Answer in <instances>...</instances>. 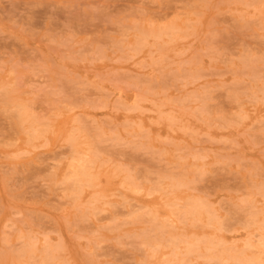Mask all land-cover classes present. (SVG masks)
Masks as SVG:
<instances>
[{
	"label": "rangeland",
	"instance_id": "obj_1",
	"mask_svg": "<svg viewBox=\"0 0 264 264\" xmlns=\"http://www.w3.org/2000/svg\"><path fill=\"white\" fill-rule=\"evenodd\" d=\"M263 3L0 0V264H264Z\"/></svg>",
	"mask_w": 264,
	"mask_h": 264
},
{
	"label": "bare ground",
	"instance_id": "obj_2",
	"mask_svg": "<svg viewBox=\"0 0 264 264\" xmlns=\"http://www.w3.org/2000/svg\"><path fill=\"white\" fill-rule=\"evenodd\" d=\"M250 2H251V1H250ZM258 2H259V1H258ZM255 3H256V2H255ZM263 4H264V3H263ZM249 5H251V4L249 3ZM259 5H260V3H259ZM256 6H257V5H256ZM258 7H259V6H258ZM254 8H255V7H254ZM246 10H247V9H246ZM259 10H260V9H259ZM263 10H264V9H263ZM259 13H260V11H259ZM248 16H249V15H248ZM248 16H247V17H248ZM259 16H260V15H259ZM262 16H264V13L262 14ZM250 18H251V17H250ZM252 18H253V17H252ZM262 19H263V18H262ZM208 20H209V19H208ZM141 21H142V20H141ZM186 22H187V21H186ZM208 22H209V21H208ZM262 22H264V21H262ZM171 23H172V22H171ZM172 25H173V24H172ZM177 25H178V24H177ZM180 25H181V24H180ZM180 25H178V26H180ZM194 26H195V25H194ZM166 27H168V26H166ZM171 27H172V26H171ZM176 27H177V26H176ZM180 27H181V26H180ZM180 27H179V28H180ZM169 28H170V27H169ZM169 28H168V30H169ZM146 29H147V28H146ZM180 29H181V28H180ZM147 30H149V29H147ZM151 31H152V29H151ZM166 31H167V29H166ZM177 31H178V30H177ZM149 33H150V32H149ZM157 33L159 34V32H157ZM158 34H157V36H158ZM161 34H162V33H161ZM172 34H173V33H172ZM172 34H171V35H172ZM163 35H164V34H163ZM168 36H169V35H168ZM135 38H137V37H135ZM140 39H141V38H140ZM130 40H131V39H130ZM167 41H168V40H167ZM179 41H180V40H179ZM125 42H126V41H125ZM136 42H137V41H136ZM146 45H147V44H146ZM166 45H167V44H166ZM167 46H168V45H167ZM126 47H127V46H126ZM126 49H127V48H126ZM134 49H135V48H134ZM137 49H138V48H137ZM172 51H173V49H172ZM148 53H149V51H148ZM193 60H194V59H193ZM198 65H199V64H198ZM199 66H200V65H199ZM199 68H201V67H199ZM188 70H189V69H188ZM201 70H202V69H201ZM0 86H1V85H0ZM194 94H195V93H194ZM192 100H193V99H192ZM134 102H136V101H134ZM136 103H137V102H136ZM195 103H196V102H195ZM252 113H253V112H252ZM26 117H27V116H26ZM25 119H26V118H25ZM75 120H76V119H75ZM32 121H33V120H32ZM61 122H62V121H61ZM61 122H59V123H61ZM181 123H182V122H181ZM187 123H188V122H187ZM74 124H75V123H74ZM56 127H57V126H56ZM53 128H54V127H53ZM56 129H58V127H57ZM79 129H80V128H79ZM180 129H182V128H180ZM180 129H179V130H180ZM58 130H59V129H58ZM169 130H170V128H169ZM183 130H185V129H183ZM34 131H35V130H34ZM46 131H47V130H46ZM56 131H57V130H55V132H56ZM79 132H80V131H79ZM138 132H139V131H138ZM27 137H28V136H27ZM54 137H55V136H54ZM66 138L68 139V136H67ZM64 143H65V142H64ZM21 145H22V144H21ZM22 146H25V145H22ZM69 146H70V145H69ZM167 147H168V146H167ZM75 149H76V148H75ZM166 152H167V151H166ZM77 153H78V152H77ZM92 154H93V153H92ZM4 156H5V155H4ZM75 159H76V158H75ZM91 159H92V158H91ZM87 163H88V162H87ZM99 164H100V163H99ZM73 165H74V164H73ZM102 165H103V164H102ZM80 166H82V165H80ZM86 166H87V165H86ZM86 166H84V167H86ZM76 167H77V166H76ZM78 168H79V167H78ZM91 168H92V166H91ZM101 168H102V167H101ZM113 168H114V167H113ZM115 168H116V167H115ZM70 169H71V168H70ZM96 169H97V168H96ZM56 170H57V169H56ZM77 170H80V169H77ZM91 170H92V169H91ZM67 171H68V170H67ZM71 171H72V170H71ZM80 171L83 172L82 170H80ZM89 171H90V170H89ZM89 171H88V172H89ZM118 171H119V170H118ZM72 172H74V171H72ZM81 172H79V173H81ZM85 172H86V171H84L83 173L85 174ZM65 173H67V172H65ZM83 173H82V175H83ZM123 173H124V171H123ZM71 174H72V173H71ZM77 174H78V173H77ZM94 174H95V173H94ZM80 175H81V174H80ZM104 175H105V174H104ZM94 176H95V175H94ZM74 177H75V176H74ZM88 177H89V176H88ZM62 178H63V177H62ZM83 180H84V179H83ZM83 180H82V182H83ZM113 180H114V179H113ZM74 181H75V180H74ZM87 181H88V180H87ZM91 181H92V180H91ZM124 181H125V180H124ZM126 183H127V182H126ZM169 183H170V182H169ZM60 184H61V183H60ZM70 184H71V183H70ZM92 184H93V183H92ZM120 184H121V183H120ZM91 186H92V185H91ZM88 187H89V185H88ZM93 187H94V186H93ZM71 188H72V187H71ZM89 190H90V189H89ZM124 190H125V189H124ZM173 190H174V189H173ZM173 190H171V192H173ZM93 191H94V190H93ZM256 191H257V190H256ZM77 192H78V191H77ZM82 192H83V191H82ZM156 192H157V191H156ZM109 193H110V192H109ZM130 193H131V192H130ZM149 193H150V192H149ZM172 194H173V193H172ZM161 195H162V194H161ZM100 197H101V196H100ZM64 199H65V198H64ZM79 199H80V198H79ZM157 199H158V198H157ZM103 200H104V199H103ZM159 200L161 201V199H159ZM261 200H262V199H261ZM88 201H89V200H88ZM91 201H93V200H91ZM162 201H163V200H162ZM103 203H105V202H103ZM107 203H108V202H107ZM94 205H95V204H94ZM152 205H154V204H152ZM167 205H168V204H167ZM157 206H158V205H157ZM163 206H164V205H163ZM163 206H161V207H163ZM154 207H155V205H154ZM182 207H184V206H182ZM92 208H93V207H92ZM152 208H153V207L150 206V209H152ZM161 209H162V208H161ZM195 209H196V208H195ZM152 210H153V209H152ZM175 210H177V209H175ZM221 210H222V209H221ZM256 210H257V209H256ZM154 211H155V210H154ZM179 211H180V210H179ZM193 211H194V210H193ZM97 212H98V211H97ZM142 212H143V211H142ZM155 212H156V211H155ZM175 212H177V211H175ZM194 212H195V211H194ZM102 213H103V212H102ZM144 214H145V213H144ZM172 215H174V214H172ZM190 215H191V213H190ZM201 215H202V214H201ZM149 216H150V215H149ZM166 216H168V215H165L164 218H166ZM175 216H176V215H175ZM196 216L198 217V214L195 213V217H196ZM169 217L172 218V216H170V214H169ZM169 217H167L168 219L166 218L168 221H169ZM191 217H193V216L191 215L190 218H191ZM199 217H201V216H199ZM87 218H88V217H87ZM109 218H110V217H109ZM148 218H149V217H148ZM152 218H153V217H152ZM164 218H163V219H164ZM176 218H177V217H174L173 220H175ZM166 219H165V220H166ZM176 220H178V218H177ZM191 220H192V219H191ZM194 220H195V219H194ZM201 220H202V219H201ZM208 220H209V219H208ZM180 221H181V220H180ZM180 221H179V223H180ZM196 221H197V220H196ZM196 221H195V222H196ZM210 221H211V220H210ZM263 221H264V220H263ZM263 221H261V222H263ZM108 222H109V221H108ZM147 222H148V221H147ZM156 222H157V221H156ZM158 222H159V221H158ZM162 222H163V221H162ZM164 222H165V221H164ZM169 222H170V221H169ZM171 222H172V221H171ZM176 222H178V221H176ZM199 223H200V222H199ZM254 223H255V222H254ZM254 223H253V224H254ZM174 225H175V224H174ZM169 226H171V224H170ZM172 226H173V225H172ZM200 226H202V225L200 224ZM207 226H208V225H207ZM252 226H253V225H252ZM254 226H255V225H254ZM259 226H260V225H258L257 228H258ZM119 227H120V226H119ZM189 227H190V226H189ZM204 227H205V225H204ZM204 227H203V228H204ZM219 227H220V226H219ZM200 228H201V227H200ZM209 228H210V227H209ZM212 228H213V227H212ZM147 229H148V228H147ZM169 229H170V227H169ZM216 229H217V228H216ZM216 229H215V230H216ZM218 229H220V228H218ZM222 229H224V228L222 227ZM241 229H242V228H241ZM96 230H97V229H96ZM247 230H248V229H247ZM258 230H259V229H258ZM224 231H225V230H224ZM263 231H264V230H263ZM117 232H118V231H117ZM155 232H156V231H155ZM216 232H217V230H216ZM24 233H25V232H24ZM227 233H228V232H227ZM129 234H130V233H129ZM33 235H34V234H33ZM152 235H153V234H152ZM189 235H190V234H189ZM209 235H210V234H209ZM197 237H198V236H197ZM210 237H211V235H210ZM213 237H214V236H213ZM121 238H122V237H121ZM74 239H75V238H74ZM118 239H120V238H118ZM174 239H175V238H174ZM191 239H192V238H191ZM194 239H197V238H194ZM185 240H186V239H185ZM197 240H198V239H197ZM200 240H203V239H200ZM204 240H205V239H204ZM204 240H203V241H204ZM213 240H214V239H213ZM59 241H60V239H59ZM195 241H196V240H195ZM198 241H199V240H198ZM219 241H220V240H219ZM219 241H218V242H219ZM114 242H115V241H114ZM168 242H169V241H168ZM185 242H186V241H185ZM192 242H194V240H193ZM213 242H214V241H213ZM244 242H245V240H244ZM204 243L206 244V242H204ZM204 243H201V244H203L202 246L207 247V244H208V243H207L206 245H204ZM216 243H217V242H216ZM219 243H220V242H219ZM54 244H55V243H54ZM194 244H195V243H194ZM196 244H199V242L196 243ZM228 244H229V243H228ZM249 244H250V243H249ZM192 245H193V243H192ZM210 245H211V244H210ZM222 245H223V244H222ZM230 245H231V244H230ZM230 245H229V247H230ZM232 245H234V244H232ZM24 246H25V245H24ZM46 246H47V245H46ZM59 246H60V245H59ZM194 246H195V245H193V247H194ZM54 247H55V246H54ZM168 247H170V246H168ZM172 247H173V246H172ZM196 247H197V246H196ZM198 247H199V245H198ZM231 247H232V246H231ZM43 248H44V247H43ZM56 248H57V247H56ZM189 248H190V245H189ZM191 248H192V247H191ZM203 248H204V247H203ZM207 248H208V247H207ZM226 248H227V247H226ZM235 248H236V247H235ZM240 248H241V249H240ZM53 249H54V248H53ZM175 249H176V248H175ZM186 249H188V248H186ZM186 249H185V250H186ZM208 249H209V248H208ZM242 249H243V248H242V246H241V247L238 248V251H241ZM23 250H24V249H23ZM41 250H42V249H41ZM154 250H155V249H154ZM222 250H224V249H222ZM226 250H227V249H226ZM245 250H246V248H245ZM25 251H26V250H25ZM35 251H36V250H35ZM190 251H191V250H190ZM194 251H195V250H194ZM208 251H210V250H208ZM217 251H218V250H217ZM220 251H221V250H220ZM228 251H229V252L232 251V252H231V254H230L229 252H227V254L229 253L228 256H226L227 259L229 258V259H231V260H237V259H240V258H241V257L239 258L240 255H238L239 253L236 252V250H232V249L230 248V250H228ZM233 251H235V252H233ZM242 251H243V250H242ZM155 252H156V251H155ZM223 252H224V251H223ZM223 252H222V253H223ZM189 253H190V252H189ZM191 253H192V252H191ZM191 253H190V254H191ZM224 253H226V251H225ZM234 253H237L238 256H236ZM242 253H243V252H242ZM58 254H60V253H58ZM58 254H57V255H58ZM192 254H193V253H192ZM227 254H225V255H227ZM240 254H241V253H240ZM243 254H244V253H243ZM182 255H183V254H182ZM225 255H224V256H225ZM241 255H242V254H241ZM161 256H162V255H161ZM212 256L214 257L215 255H212ZM245 256H246V255H245ZM251 256H252V255H250V256L247 257V258H246V257H243L244 259L242 258L241 262H243V263H249V264H262L261 261L258 260V258H255V256H254V257H253V256L251 257ZM58 257H59V256H58ZM181 257H182V256H181ZM218 257H219V256H218ZM210 258H211V256H210ZM215 258H216V256H215ZM220 258H221V259H224L225 257L221 256ZM144 259H145V258H144ZM171 259H172V258H171ZM178 259H179V258H178ZM221 259H219V260H221ZM224 261H225V260H224ZM142 262H143V261H142ZM233 262H234V261H233ZM209 263H210V262H209Z\"/></svg>",
	"mask_w": 264,
	"mask_h": 264
}]
</instances>
